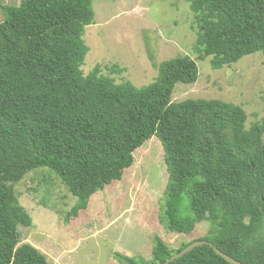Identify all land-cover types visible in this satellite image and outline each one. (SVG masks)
<instances>
[{
    "label": "trees",
    "instance_id": "trees-1",
    "mask_svg": "<svg viewBox=\"0 0 264 264\" xmlns=\"http://www.w3.org/2000/svg\"><path fill=\"white\" fill-rule=\"evenodd\" d=\"M189 1L200 60L212 58L213 69H221L264 56V0ZM0 10V264H52L33 245L19 246V228L33 224L15 192L26 175L46 168L60 179L77 198L69 223L93 195L122 179L135 151L153 137L162 143L168 170L162 225L189 236L209 222L210 234L198 240L244 264H264V117L247 128L239 105L172 102L178 83L198 81L189 56L156 65L157 78L141 88L116 83L99 65L85 75L93 0H22L0 3ZM190 243L174 250L156 237L151 261L115 258L163 264ZM171 264L230 263L204 245Z\"/></svg>",
    "mask_w": 264,
    "mask_h": 264
},
{
    "label": "rangeland",
    "instance_id": "rangeland-1",
    "mask_svg": "<svg viewBox=\"0 0 264 264\" xmlns=\"http://www.w3.org/2000/svg\"><path fill=\"white\" fill-rule=\"evenodd\" d=\"M21 2L0 0L7 6ZM93 9L95 21L84 36L90 48L82 67L85 75L99 65L101 74L116 83L128 81L141 88L157 78L156 65L189 56L198 65V81L178 83L172 102L217 99L239 105L248 114L247 128L264 117L263 53L221 69H213L212 58L200 60L198 26L189 0H93ZM4 18L0 10V24ZM113 65L124 72H111ZM134 159L121 180L93 195L88 208L70 217L69 223L65 219L77 198L60 179L46 168L26 175L15 192L33 224L19 228V246L33 245L52 264H119L116 254L151 261L156 237L177 250L209 235L211 224L206 221L189 236L169 232L160 222L168 182L160 139L147 141Z\"/></svg>",
    "mask_w": 264,
    "mask_h": 264
},
{
    "label": "water",
    "instance_id": "water-1",
    "mask_svg": "<svg viewBox=\"0 0 264 264\" xmlns=\"http://www.w3.org/2000/svg\"><path fill=\"white\" fill-rule=\"evenodd\" d=\"M262 144L264 146V134L262 136ZM204 245H209L210 247H212L214 249V251L216 252V254H218L221 258H223L225 261H227L230 264H244V263L237 261L236 259L232 258L231 256L227 255L226 253H224L223 251L218 249L213 243L206 241V240H198V241H194V242L190 243L187 247L182 249L180 252L174 254L172 257H170L163 264H171L175 260L180 259L181 257L186 255L187 253L191 252L193 249L200 247V246H204Z\"/></svg>",
    "mask_w": 264,
    "mask_h": 264
}]
</instances>
